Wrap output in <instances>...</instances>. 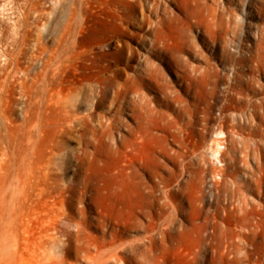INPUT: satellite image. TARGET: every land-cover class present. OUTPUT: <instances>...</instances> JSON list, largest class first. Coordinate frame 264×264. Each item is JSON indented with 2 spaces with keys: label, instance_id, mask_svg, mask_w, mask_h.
Returning a JSON list of instances; mask_svg holds the SVG:
<instances>
[{
  "label": "bare ground",
  "instance_id": "obj_1",
  "mask_svg": "<svg viewBox=\"0 0 264 264\" xmlns=\"http://www.w3.org/2000/svg\"><path fill=\"white\" fill-rule=\"evenodd\" d=\"M7 1L11 3L12 17L9 15L7 22L0 20V264H67L70 247L72 244L76 249L80 247L87 224V220L79 212L80 220H72L75 231L69 232L65 229L71 221L67 210L68 199L71 197L72 201H80L87 188L86 181L81 176L83 159L79 146L86 142L85 133L94 110L102 108L107 101L110 83L105 76L91 81L83 77V72L77 65L81 63V57L76 51V41L80 34L73 32L72 19L66 23L65 30L53 35L50 46L40 40L38 43L35 39L38 46L33 48L34 51L27 57L26 27L30 25L29 14L33 10V0H1ZM18 10L21 12L18 13ZM34 19L35 17L32 22ZM40 33L41 41H45V34ZM158 45L159 38L155 36L148 51L154 58L161 59L163 49ZM21 57H25V61H22ZM170 60L174 62L175 59L171 57ZM73 63L77 66H73ZM129 81L124 86L114 87L113 92L111 90L113 95L109 113L112 119L108 124L99 122L96 142L105 144L106 140H109L111 130L121 124L119 116L127 109L134 119V125L132 128L127 127L128 139L120 137L115 140L113 150L117 158H128L134 146L142 141L144 135L151 132V118L155 106L170 110L174 119H167L162 130L163 138L165 141L170 139L171 143H177L179 151L169 154L171 150L165 146V156H162L164 160L169 163L170 155L179 159L178 166L182 167L180 173L190 169L191 175L194 176L190 163L182 164L185 156L191 153L193 156H199L202 161L206 160L216 171L206 184L208 195L205 197L209 200L215 199L217 207L210 218L206 216L201 224L195 226L197 251L194 252V258L201 259V264H236L242 261H246V264H264L260 255L263 243L257 242L260 235V239L264 236V214L261 217V214H256L252 201L245 195L258 192L259 196L261 194L264 197L261 181L256 179L257 177L254 178L255 174L248 177L250 181L246 179L244 182L242 177L238 179L236 176L240 169L246 170L243 166L247 158L254 157L256 143L250 145L248 140L242 137L236 123L231 126L236 137L230 136L228 144L223 127L219 126L210 140L202 143L195 141L188 148L186 138L195 133L194 115L197 106L189 110V104L176 94L163 75L150 63H145L142 68L136 70ZM15 83H18L21 97V101L16 103L17 112V108L12 109L13 103L10 99ZM188 86L186 84V88ZM143 89L150 92L155 90L159 97L147 99L141 92ZM259 104L261 113L255 108L252 113L264 118V97ZM88 106L92 112L83 116L81 111ZM201 110V131H206L204 107ZM182 114L188 117L183 124L180 123ZM243 125L251 129L253 126L249 121ZM71 132L75 133L74 143L78 147L72 153L74 178L67 180L70 158L64 137ZM252 132L247 135L252 136ZM199 134L202 139V132ZM119 159L115 173L116 191L119 189V178L124 169L129 170V173H126L128 175L137 173L133 166L120 165ZM138 168L143 170L142 166ZM162 168L167 177L151 171L147 174L153 184L143 185L150 207L139 205L133 213L136 214L133 217L136 223L133 224L135 228H141L144 235L133 242L134 246L141 250L140 257H125V247L121 246L122 238L119 236L123 233L119 231L121 226L116 221L113 227H109L113 231L111 239L103 240L98 248L94 246L95 254L89 258L93 264H159L155 254L157 243L165 242L171 232H179L173 225L176 224V216L180 213L179 205L174 203L171 196L175 170H167L164 165ZM247 170L250 171L248 168ZM252 184L254 187L250 188L249 185ZM137 216L142 217L144 224L138 222ZM161 219L166 226L159 230L157 238V221ZM95 220L105 223L100 215H97ZM231 223L238 225L237 228L242 232L238 231L239 228L236 232L230 230ZM245 247L247 249L242 252ZM207 251L210 254L208 261L204 258Z\"/></svg>",
  "mask_w": 264,
  "mask_h": 264
},
{
  "label": "rangeland",
  "instance_id": "obj_2",
  "mask_svg": "<svg viewBox=\"0 0 264 264\" xmlns=\"http://www.w3.org/2000/svg\"><path fill=\"white\" fill-rule=\"evenodd\" d=\"M9 2L0 0L2 22H7L9 15L12 17ZM33 3L32 11L36 13L30 11L29 14V26L33 27H26V56L34 51L39 40L50 46L53 35L65 30L66 23L72 19L73 32L80 34L76 41V51L81 57V63L77 65L83 72V77L91 81L105 76L110 83L107 101L102 108L94 110L93 120H89L85 133L86 144L79 146L83 159L81 176L86 181L87 188L80 201H72L71 197L68 199L67 210L71 221L65 229L69 232L75 231L73 221L80 220L79 212L87 220V224L80 247L76 249L74 244L71 245L66 263L93 264L89 258L95 254L94 246L98 248L103 240L111 239L113 231L109 227H113L116 221L121 226L119 231L123 233L119 236L122 238L121 246L125 247V257L130 259L135 255L139 258L141 250H138L133 242L144 235L141 228H135L133 217L136 214L133 213L139 205L150 207L143 185L153 184L147 174L151 171L167 177V174L162 172L164 165L167 170H175L171 196L174 203L179 205L180 213L176 216L177 222L173 226L180 233L171 232L164 244L157 243L155 254L158 256V263L201 264V259L194 258V252L197 251L195 226L201 224L206 216L210 218L216 210V200L205 197L208 195L206 184L216 171L206 160L202 161L199 156H193L191 153L185 156L182 164L190 163L194 176L191 175L190 169L180 173L182 167L178 166L179 159L170 155L169 163L164 160L165 146L170 148L169 154L179 151L177 143H171L170 139L165 141L162 132L167 119H174V114L164 107L155 106L151 118V132L144 135L142 141L134 146L128 158H117L113 150L115 140L120 137L128 139L127 127L132 128L134 125V119L127 109L119 116L120 126L111 130V139L106 140L105 144L96 142V131L99 122L106 124L112 119L109 108L114 87L128 84L136 70L142 68L145 63H150L163 75L176 94L189 104V110H193L195 105L198 108L194 115L195 133L186 138L188 148L195 141L202 143L210 140L219 126L223 127L228 144L230 136L236 137L232 133V127L237 123L242 137L252 146L256 143L257 149L254 147V157L247 158L244 166L240 164L246 170L240 169L236 176L238 179L242 177L244 182L246 179L250 181L248 177L255 174L254 178L257 177L256 179L261 181V189L264 191V118L252 113L253 108L261 113L259 103L264 97V0H33ZM17 12L20 13L21 10ZM34 17L37 21L34 19L32 22ZM39 33L45 34V41H41ZM155 36L159 38L158 46L163 49L161 59L154 58L148 51ZM171 57L175 59L174 62L170 60ZM21 58L25 61V57ZM77 65L73 63V66ZM186 84L189 85L188 88ZM17 86L18 83H15L10 93V99L15 106L11 107L17 108L16 112V103L21 101ZM141 92L147 99L159 97L155 90L150 92L143 89ZM203 107L206 131H201ZM81 112L86 116L92 110L88 106ZM187 118L186 114H182L180 123L183 124ZM248 121L253 125L252 129L243 125ZM201 132L202 139L199 134ZM251 132L253 135L248 136ZM73 133L64 137L68 142L64 141L70 158L67 180L74 178L72 153L78 147L74 143ZM89 141L92 143H88ZM117 159L124 167H135L137 173L128 175L126 173H129V170L124 169L119 178V189L116 191ZM139 166H142L143 170H140ZM258 174H261V177ZM245 195L252 201L257 211L255 213L261 214V217L264 214V197L261 194L260 197L258 192ZM97 215H100L105 223L96 222ZM137 218L138 222L144 224L142 217ZM231 225L230 230L236 232L238 225ZM164 226V220L157 221L155 237ZM239 230L242 232L240 228ZM260 238L262 235L257 238V242L263 243L260 255L261 261L264 262V236L263 239ZM204 256L208 261V251ZM246 263L242 261L236 264Z\"/></svg>",
  "mask_w": 264,
  "mask_h": 264
}]
</instances>
